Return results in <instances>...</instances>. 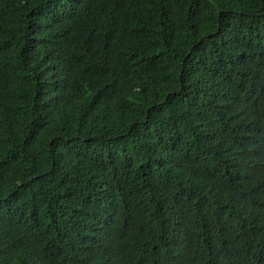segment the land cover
<instances>
[{
	"label": "trees",
	"instance_id": "16d2710c",
	"mask_svg": "<svg viewBox=\"0 0 264 264\" xmlns=\"http://www.w3.org/2000/svg\"><path fill=\"white\" fill-rule=\"evenodd\" d=\"M0 264H264V0H0Z\"/></svg>",
	"mask_w": 264,
	"mask_h": 264
}]
</instances>
